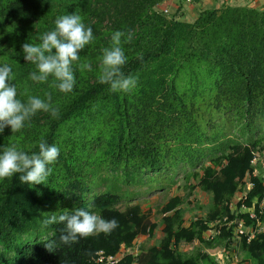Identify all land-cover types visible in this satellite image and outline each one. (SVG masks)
Instances as JSON below:
<instances>
[{
    "label": "trees",
    "instance_id": "16d2710c",
    "mask_svg": "<svg viewBox=\"0 0 264 264\" xmlns=\"http://www.w3.org/2000/svg\"><path fill=\"white\" fill-rule=\"evenodd\" d=\"M162 1L0 0V66L11 67L16 98L47 100L50 93L59 110L58 118L41 111L19 132L10 126L0 132V152L17 144L38 153L41 140L59 148L46 183H22L20 173L0 180V264H106L155 228L139 205L123 202L131 197L127 187L170 184L178 168L211 194L207 217L183 225L180 198H171L162 208L159 245L125 254L117 264H217L207 252L187 255L179 248L199 241L213 249L216 238H229L224 228L210 241L202 233L216 218H233L230 199L245 177L252 188L237 207L261 199L264 182L251 173L255 152L264 151V6L206 8L187 22L156 9ZM71 13L95 39L73 65L74 89L62 93L53 76L31 80L38 70L24 59L22 45L41 43L55 20ZM115 31L125 32L122 71L139 78L130 94L111 92L98 80L102 49ZM128 32L132 40L124 43ZM83 63L92 71H81ZM76 209L114 218L119 226L110 235L63 244L64 224L42 221ZM239 218L251 221L247 214ZM48 242L55 251L45 248ZM240 248L253 264H264V233L249 243L244 238Z\"/></svg>",
    "mask_w": 264,
    "mask_h": 264
},
{
    "label": "clouds",
    "instance_id": "9594fccd",
    "mask_svg": "<svg viewBox=\"0 0 264 264\" xmlns=\"http://www.w3.org/2000/svg\"><path fill=\"white\" fill-rule=\"evenodd\" d=\"M54 30L48 31L40 38L41 43H24L22 45L24 59L36 65L38 71L32 72L30 78L36 82H46L53 76L58 83L53 87L62 93H70L76 84L73 65L80 60V51L94 41L91 27L86 26L79 14L71 13L55 20ZM125 32L115 31L111 35L110 46L102 49L99 63V77L101 84L110 86L114 93L130 94L138 87L137 75H125L122 68L127 63V57L122 47ZM132 33L128 32L124 43L131 42ZM55 50V51H53ZM142 54L139 59L142 60ZM81 71H92L90 63L78 65ZM14 77L9 65L0 66V132L10 126L12 133L24 128L25 122L38 112L50 113L58 118L59 110L51 103V94L46 93L47 100L30 96L26 103L16 98V86L10 80ZM39 152L29 155L20 150L17 144H12L0 152V180L11 179L20 173L22 183L36 185L46 183L52 172L49 165L55 163L59 156V148L41 140ZM46 227L54 223L64 224L60 236L63 244L78 243L80 238L96 236L100 233L110 235L119 225L118 221L105 219L84 209H76L71 215L65 213L53 215L42 221ZM49 251H55L53 242L44 244Z\"/></svg>",
    "mask_w": 264,
    "mask_h": 264
},
{
    "label": "rangeland",
    "instance_id": "374dc122",
    "mask_svg": "<svg viewBox=\"0 0 264 264\" xmlns=\"http://www.w3.org/2000/svg\"><path fill=\"white\" fill-rule=\"evenodd\" d=\"M173 0H164L157 4L156 9L163 11L169 18H176L177 20H183L187 22H192L196 17L191 18L189 14L185 15L183 10H177L171 5ZM190 3V2H187ZM187 11V10H186ZM228 152V151H227ZM258 155H262L264 151H256ZM258 167V164H254V167ZM185 171L178 168L173 181L170 184L158 186L156 183L151 182L149 185L145 186H128V191L131 192V197L123 200L125 204H137L139 205L141 211L146 213L149 220L154 223L155 228L152 235H140L137 236L136 241L133 246L128 248H122L117 254V257H122L125 254L131 253L137 255L141 250L148 249L153 246L159 245L162 237L163 228V206L174 197L180 198V203L176 207L179 212L182 224L187 226L190 223L202 219L205 220L207 217L209 207L211 204V194L205 193L200 188H198L195 178L189 177L185 178ZM248 182V176L245 178L243 184L240 185L239 191L230 199L232 206L239 202L244 192H247L246 183ZM170 211L167 214H171ZM212 227L210 226V229ZM211 231V230H210ZM205 231L202 233L203 239L205 241L212 240L210 238L211 232ZM215 238V237H214ZM217 244L214 245L213 249H205L202 243L199 241H194L191 244H183L180 246L179 250L183 254L190 255L196 251H203L209 253L214 257L213 253L217 251H222L224 253V259L219 262L221 264H253L252 261L246 257L244 251L239 247L238 257L236 259H231L229 257V251L231 249L230 244H227V239L216 238ZM214 251V252H210ZM236 260V261H235ZM218 264V263H217Z\"/></svg>",
    "mask_w": 264,
    "mask_h": 264
},
{
    "label": "built area",
    "instance_id": "2783aa9c",
    "mask_svg": "<svg viewBox=\"0 0 264 264\" xmlns=\"http://www.w3.org/2000/svg\"><path fill=\"white\" fill-rule=\"evenodd\" d=\"M185 1L192 2V0ZM256 163L258 164V167L255 166L253 168L251 175L260 177L264 182V153L262 155H258L257 152H255L254 158L252 160V166ZM245 178L243 179V182ZM246 188L248 189V191L243 193L239 201H243L246 198L247 193L252 188V183L249 181V178L248 182L246 183ZM237 204L238 203L232 206V202H230L229 205L233 218L229 219L227 216L216 218L214 221L209 222L207 230H211V234H209L211 239L217 235H220L223 228L227 231H230V236L227 240L232 241V244L228 254L231 259L236 260L238 257V249L244 238L249 243L251 240L256 238V235L264 233V193L262 194V197L259 201L257 199L254 200L251 208L245 206L244 203H242L240 207H237ZM239 214H247L249 220H251L250 223L246 225L243 219L239 218L237 220ZM210 226L212 227L211 229ZM213 255L215 261L218 264H221L219 262L224 259L223 250L217 251L213 253ZM120 258L117 256L107 257L106 264H117ZM102 259L103 257L101 256L98 260L102 261Z\"/></svg>",
    "mask_w": 264,
    "mask_h": 264
},
{
    "label": "crops",
    "instance_id": "0c3cea01",
    "mask_svg": "<svg viewBox=\"0 0 264 264\" xmlns=\"http://www.w3.org/2000/svg\"><path fill=\"white\" fill-rule=\"evenodd\" d=\"M173 1L174 2L171 5H174L173 7L175 9L183 10L184 14L185 15L189 14L191 18L196 17L197 14L200 11H202V9L220 7L222 5H230V6L252 5L255 7L264 6V0H195L190 3L181 0H173Z\"/></svg>",
    "mask_w": 264,
    "mask_h": 264
}]
</instances>
